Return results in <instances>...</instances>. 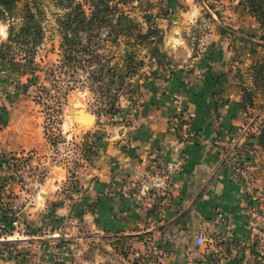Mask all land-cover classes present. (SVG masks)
<instances>
[{
  "label": "rangeland",
  "instance_id": "rangeland-1",
  "mask_svg": "<svg viewBox=\"0 0 264 264\" xmlns=\"http://www.w3.org/2000/svg\"><path fill=\"white\" fill-rule=\"evenodd\" d=\"M175 1L173 10L181 5L180 10L186 14L185 0ZM33 2L40 10L44 31L33 59L11 51L0 58V240H18L0 246V264H165L168 252L162 246L169 238H177L158 228L165 219L166 197L150 205L152 218L135 235L136 243L120 234L102 238L82 230L75 232L74 238L67 234L70 227L83 228L84 214H93L98 204L95 198H85L87 184L82 170L96 157L100 143L130 129L140 83L146 81L144 78H153L151 71L167 78L173 67L193 68L200 82L198 72L204 61L209 68V54L216 53L217 47L227 51L238 106L249 117L248 124L237 133L243 135V129H247L245 143L234 154H223L243 190L241 206L247 235L242 240L231 231L218 239L203 235L204 244L196 246L194 234H187L195 248L189 264H264V150L256 143L258 128L264 121V110L260 108L264 86H257L252 70L254 63L264 60V47L258 40V24L240 0H193L197 13L191 19L181 12L155 20L162 32L158 48L165 58L158 64L145 48H139L136 58L143 65L136 67L131 85H123L115 103L110 101L112 95L102 96L104 86L97 90L92 85V67L63 66L56 24L62 10L52 0H19L17 7L32 6ZM159 2L166 5V0H134L123 4V8L145 29L141 16L145 12L155 14ZM247 27H252L253 35ZM232 33L253 40L239 45ZM6 39L7 23L0 22V45ZM100 53L109 59V65L117 63L121 68L122 44H105ZM245 97H250L251 106L244 107L249 103ZM174 98L177 102L168 117V130L181 139L185 96L179 93ZM78 109L93 116L94 123L78 122ZM251 127L256 133L253 141L249 138ZM151 161L156 165V181L162 177L157 165H166L165 178L176 170L158 158ZM158 188L164 193L166 186L160 183ZM137 202L142 205V198ZM153 246L157 247L156 253H152Z\"/></svg>",
  "mask_w": 264,
  "mask_h": 264
},
{
  "label": "crops",
  "instance_id": "crops-1",
  "mask_svg": "<svg viewBox=\"0 0 264 264\" xmlns=\"http://www.w3.org/2000/svg\"><path fill=\"white\" fill-rule=\"evenodd\" d=\"M185 6L186 14L180 5L171 15L182 12L188 20L196 16L193 0H185ZM246 30L253 35L252 27ZM231 37L239 45L253 40L235 33ZM209 57V68L205 61L201 66L204 75L200 82L195 69L176 66L167 78L140 83L132 126L115 139L100 143L96 157L82 170L83 182L87 184L85 198H95L98 204L93 214H84L83 228L70 227L67 234L71 238L82 230L97 238L120 234L136 243L135 235L152 218L150 205L162 197L167 199L165 219L158 228L177 237L169 238L162 246L168 252L165 264L191 263L195 248L187 234L218 239L231 231L238 240L246 237L243 190L227 158H223L228 147L223 137L226 133L238 136V150L245 143V136L237 133L243 124H248L249 117L238 106L227 51L217 47ZM179 93L185 96L186 114L181 139L168 130V117L177 102L174 96ZM255 134L251 127V141ZM153 158L160 163L169 162L176 170L165 178L166 165H157L162 177L156 181ZM160 183L166 186L164 193L158 188ZM138 198H142V205ZM14 241L0 240V246Z\"/></svg>",
  "mask_w": 264,
  "mask_h": 264
},
{
  "label": "trees",
  "instance_id": "trees-1",
  "mask_svg": "<svg viewBox=\"0 0 264 264\" xmlns=\"http://www.w3.org/2000/svg\"><path fill=\"white\" fill-rule=\"evenodd\" d=\"M18 1L0 0V22L7 23V39L0 45V58H6V53L11 51L32 60L44 34L39 17L40 10L35 2L32 6L26 4L18 8ZM52 1L62 10L56 24L61 37L59 49L63 66L73 69L76 65L82 69L92 67L89 69L92 85L97 86V90L104 86L101 94L112 95V103L118 99L123 85H131L136 67L143 65L136 58L139 48H145L150 58L162 64L165 56L158 48L162 41V32L157 28L155 20L168 17L177 6L175 0H166L165 6L159 2L155 14L145 12L141 16L145 29L123 8V4L132 3L134 0H83L87 8L77 0ZM240 5L258 24V40L264 47V0H240ZM105 44L114 47L123 45L121 68L117 67V63L109 65V59H104V55H101L100 49ZM252 70L257 86H264V60L254 63ZM151 76V80L164 79L157 71H151ZM147 79L150 78H144ZM245 98L249 101L250 97ZM246 105L249 107L252 102L244 103V107ZM260 108L264 110V103ZM256 143L264 150V121L258 128Z\"/></svg>",
  "mask_w": 264,
  "mask_h": 264
},
{
  "label": "built area",
  "instance_id": "built-area-1",
  "mask_svg": "<svg viewBox=\"0 0 264 264\" xmlns=\"http://www.w3.org/2000/svg\"><path fill=\"white\" fill-rule=\"evenodd\" d=\"M202 74H203L202 72H198V78L200 79V81L202 79ZM179 99L181 100L182 97L180 96ZM244 132H247V129H245V128L243 129V131H242L243 135H244ZM223 138L228 143V148H227V151L225 152V155L234 154L237 151L238 136L232 137V136H230L229 134L226 133ZM204 242H205V238H204L203 235L200 234V235H196L194 237V244L196 246H201V245L204 244ZM151 250H152V253H156L157 247L153 246L151 248Z\"/></svg>",
  "mask_w": 264,
  "mask_h": 264
},
{
  "label": "water",
  "instance_id": "water-1",
  "mask_svg": "<svg viewBox=\"0 0 264 264\" xmlns=\"http://www.w3.org/2000/svg\"><path fill=\"white\" fill-rule=\"evenodd\" d=\"M76 117L78 122L84 124H93L95 121V118L93 116L86 114L82 109H78L76 111Z\"/></svg>",
  "mask_w": 264,
  "mask_h": 264
}]
</instances>
